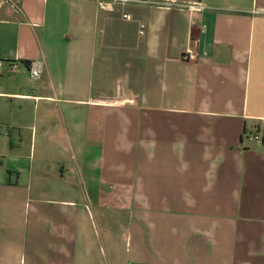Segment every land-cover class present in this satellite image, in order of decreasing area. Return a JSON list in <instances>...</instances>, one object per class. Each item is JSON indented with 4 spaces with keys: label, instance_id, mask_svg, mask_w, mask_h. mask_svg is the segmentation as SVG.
<instances>
[{
    "label": "crops",
    "instance_id": "1",
    "mask_svg": "<svg viewBox=\"0 0 264 264\" xmlns=\"http://www.w3.org/2000/svg\"><path fill=\"white\" fill-rule=\"evenodd\" d=\"M0 63V264H264V0H0Z\"/></svg>",
    "mask_w": 264,
    "mask_h": 264
},
{
    "label": "built area",
    "instance_id": "2",
    "mask_svg": "<svg viewBox=\"0 0 264 264\" xmlns=\"http://www.w3.org/2000/svg\"><path fill=\"white\" fill-rule=\"evenodd\" d=\"M97 3L98 7L102 11L107 12H115L121 7H125L127 5H130L132 3L138 2V0H93ZM189 8L195 11V13H202L205 10V6L202 3H196L189 5ZM124 18L129 20L131 19V16L129 14H124ZM146 31V26L141 24L139 29L140 36H144ZM198 55L193 50L192 47L188 48L187 51L184 54L185 60H197ZM2 64L0 63V71H1ZM29 71L31 74V77L33 79H38L41 77L44 71V64L41 61H35L29 63ZM245 138L250 141H263V136L261 134H245Z\"/></svg>",
    "mask_w": 264,
    "mask_h": 264
}]
</instances>
